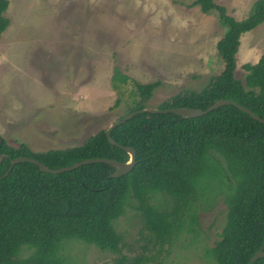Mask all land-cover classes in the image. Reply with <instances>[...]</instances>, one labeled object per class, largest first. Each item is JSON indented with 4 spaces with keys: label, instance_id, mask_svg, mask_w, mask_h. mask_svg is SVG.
Listing matches in <instances>:
<instances>
[{
    "label": "trees",
    "instance_id": "trees-1",
    "mask_svg": "<svg viewBox=\"0 0 264 264\" xmlns=\"http://www.w3.org/2000/svg\"><path fill=\"white\" fill-rule=\"evenodd\" d=\"M7 5L8 0H0V35L9 22L3 14ZM192 5L217 15L225 27L215 46L222 68L218 62L200 89H181L159 108H206L228 98L264 117V49L257 60L243 63V78L236 74L242 36L264 21V0L254 1L243 19L214 0H194ZM124 78L119 72L111 82L115 105L122 94L116 84ZM133 83L136 97L121 115L146 107L161 80ZM104 130L81 144L41 152L0 136V153L5 155L0 163V264H64L59 250L71 238L118 254L117 264H161L185 217L197 220L188 210L202 196L198 186H219L217 195L226 204L224 226L213 245H205L204 264H248L264 243V123L227 103L195 117L137 112L110 130L118 145L108 142ZM120 146L136 151V163L119 177L108 176L114 167L105 162L59 173L19 162L1 176L18 156L33 157L50 168L93 157L126 162L129 154ZM159 191L172 197L169 207L153 202ZM127 205L140 209V234L148 231L143 251L132 256L122 253L123 237L113 227ZM150 244L156 253L150 254ZM253 264H264V257Z\"/></svg>",
    "mask_w": 264,
    "mask_h": 264
},
{
    "label": "rangeland",
    "instance_id": "rangeland-1",
    "mask_svg": "<svg viewBox=\"0 0 264 264\" xmlns=\"http://www.w3.org/2000/svg\"><path fill=\"white\" fill-rule=\"evenodd\" d=\"M194 0H8V25L0 35V136L34 151L81 144L120 116L133 102V81L161 80L146 107H160L181 89H200L219 62L215 46L225 27ZM244 18L256 0H214ZM264 49V21L242 36L237 76ZM217 68V69H218ZM125 80L111 85L118 73ZM201 194L182 230L166 245L161 264H204L206 246L218 239L226 204L219 186H198ZM166 192L153 202L171 205ZM212 204V206H210ZM140 209L127 205L113 227L125 243L122 253L143 251ZM59 253L64 264H117L118 254L76 238ZM150 254L156 253L153 244ZM168 251V252H167ZM28 255L26 252L22 257ZM156 264V261L149 264Z\"/></svg>",
    "mask_w": 264,
    "mask_h": 264
},
{
    "label": "water",
    "instance_id": "water-1",
    "mask_svg": "<svg viewBox=\"0 0 264 264\" xmlns=\"http://www.w3.org/2000/svg\"><path fill=\"white\" fill-rule=\"evenodd\" d=\"M227 103H233L235 105H237L238 107H240L242 110H244L245 112H247L248 114H250L254 119L264 123V117L259 115L258 113H256L254 110L250 109L249 107L233 100V99H228V98H218L216 99L212 104H210L209 106H207L206 108H199V107H195V106H171V107H167V108H159V107H143V108H139L137 110H133L130 111L128 113H125L121 116H118L116 118H114L108 125V127L104 130V133L107 137V140L109 143L113 144V145H118L109 135L110 130L119 125V123H121L122 121H124L125 119H128L130 117H132L135 113L137 112H142V111H152V112H157V111H173V112H177L179 114H181L184 117H195V116H199L202 114L207 113L208 111H210L211 109H214L220 105L223 104H227ZM122 149H124L128 154H129V160L126 162H120L114 159H108V158H102V157H93V158H86L80 161H76L71 165L68 166H64V167H59V168H50L48 167L46 164L42 163L41 161H39L38 159H35L33 157H29V156H18L15 157L13 159L10 160V164L9 167L7 168V170L1 175V176H5L6 174L9 173V171L11 170V168H13V166L19 162H29V163H33L35 165H37L38 170L41 171H45V172H52V173H59V172H66V171H70L73 169H76L84 164H90V163H97V162H105L111 166L114 167L113 171L110 172L108 174V176L110 177H119L122 175L127 174L135 165L136 163V151L131 148V147H123L120 146ZM5 157L4 154L0 153V163L2 162L3 158ZM264 257V243L261 245V247L251 255V257L249 258L248 264H253V262L259 258H263Z\"/></svg>",
    "mask_w": 264,
    "mask_h": 264
},
{
    "label": "crops",
    "instance_id": "crops-1",
    "mask_svg": "<svg viewBox=\"0 0 264 264\" xmlns=\"http://www.w3.org/2000/svg\"><path fill=\"white\" fill-rule=\"evenodd\" d=\"M242 43V42H241ZM257 60V59H256Z\"/></svg>",
    "mask_w": 264,
    "mask_h": 264
}]
</instances>
